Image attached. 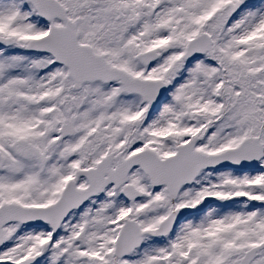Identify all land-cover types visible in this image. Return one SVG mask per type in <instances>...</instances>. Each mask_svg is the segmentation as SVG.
I'll return each mask as SVG.
<instances>
[{
  "label": "snow or ice",
  "instance_id": "6c2138e0",
  "mask_svg": "<svg viewBox=\"0 0 264 264\" xmlns=\"http://www.w3.org/2000/svg\"><path fill=\"white\" fill-rule=\"evenodd\" d=\"M0 264H264V0H0Z\"/></svg>",
  "mask_w": 264,
  "mask_h": 264
}]
</instances>
